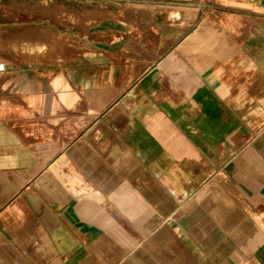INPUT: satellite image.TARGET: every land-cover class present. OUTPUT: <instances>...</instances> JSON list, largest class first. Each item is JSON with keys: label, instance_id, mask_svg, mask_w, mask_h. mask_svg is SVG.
<instances>
[{"label": "crops", "instance_id": "1", "mask_svg": "<svg viewBox=\"0 0 264 264\" xmlns=\"http://www.w3.org/2000/svg\"><path fill=\"white\" fill-rule=\"evenodd\" d=\"M149 1L3 120L0 264H264V0Z\"/></svg>", "mask_w": 264, "mask_h": 264}, {"label": "rangeland", "instance_id": "2", "mask_svg": "<svg viewBox=\"0 0 264 264\" xmlns=\"http://www.w3.org/2000/svg\"><path fill=\"white\" fill-rule=\"evenodd\" d=\"M150 4L156 3L149 0H0V58L3 60L0 144H5L7 132L16 128L15 122L3 120L21 109L17 99L31 92L26 88L33 77L39 78L41 73L39 79L45 82L41 85L48 87L50 80L72 66V78L80 80L87 76L94 80L96 68L86 65L88 61L82 59V52L120 37L142 35L145 20L155 12ZM168 14L171 18L179 15L175 10ZM28 47L33 50L28 51ZM35 62H40L39 68H35ZM45 92L54 96L56 90Z\"/></svg>", "mask_w": 264, "mask_h": 264}, {"label": "bare ground", "instance_id": "3", "mask_svg": "<svg viewBox=\"0 0 264 264\" xmlns=\"http://www.w3.org/2000/svg\"><path fill=\"white\" fill-rule=\"evenodd\" d=\"M169 15H170V14H169ZM40 47H41V46H40ZM34 49H35V48H34ZM27 50H28V51H32L33 49L30 48V47H28Z\"/></svg>", "mask_w": 264, "mask_h": 264}]
</instances>
